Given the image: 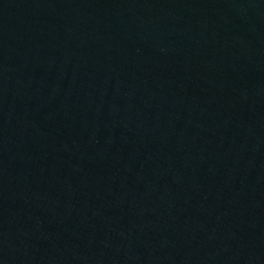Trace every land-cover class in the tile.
<instances>
[{"label": "water", "instance_id": "water-1", "mask_svg": "<svg viewBox=\"0 0 264 264\" xmlns=\"http://www.w3.org/2000/svg\"><path fill=\"white\" fill-rule=\"evenodd\" d=\"M0 264H264V0H0Z\"/></svg>", "mask_w": 264, "mask_h": 264}]
</instances>
